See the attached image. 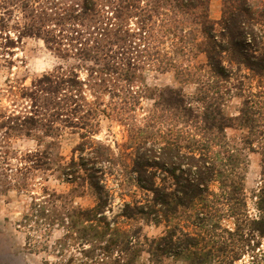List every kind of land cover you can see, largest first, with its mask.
Returning <instances> with one entry per match:
<instances>
[{
	"label": "rangeland",
	"instance_id": "rangeland-1",
	"mask_svg": "<svg viewBox=\"0 0 264 264\" xmlns=\"http://www.w3.org/2000/svg\"><path fill=\"white\" fill-rule=\"evenodd\" d=\"M93 1L92 6L90 0H0V264H264V235L250 223L236 224L232 215L231 204L242 199L250 218L264 213L259 209L264 186L261 155L247 147V128L236 126V122L220 137L223 146L214 149L219 153L228 146L232 157L239 156L241 194L227 201L216 178L210 189L218 193L206 197L207 208L213 206L210 218L201 213L205 202L188 206L176 202L168 216L123 213L126 202L141 204L153 197L137 184L132 170L142 141L151 136L160 141L169 137L186 140L197 131L185 126L181 114L167 110L166 103L156 106L160 93L179 89L187 101L200 108L199 99L216 100L210 96L223 95L224 112L234 117L244 97L257 92L264 80L244 66L229 79H214L205 73L206 55L190 42L196 36L205 39V35L180 18L183 16L178 18L176 33L156 40L159 48L169 52L173 65L167 71L156 69V61L146 55L149 46L137 31L139 19L124 12L122 19L126 17V27L134 36H129L132 51L125 49L121 57L140 60V78L95 79L96 73L89 76L88 72L89 67H97L95 61L77 53L80 41L93 37L90 31L95 30V19L110 3ZM163 7L167 9L168 4ZM221 14L222 0H209V16L219 19ZM74 29L80 30L79 34ZM48 30L59 41L53 44L55 49L42 37ZM157 33L163 35L161 30ZM6 35L11 37L8 41ZM81 36L85 38L79 40ZM105 45L107 50H123L116 43ZM195 70L204 71V76L195 79L187 75ZM72 72L85 82L87 101H97L95 113L88 109L76 113L66 107L71 97L83 103L62 82ZM45 74L52 80L53 74L61 78L55 95L38 90L51 88L50 83H37L47 79L42 77ZM136 92L141 95L135 96ZM80 147L83 154L91 156L93 151L111 159L96 163L103 165L101 198L84 167L76 165L75 174H67L73 159L79 161ZM91 208L96 209L92 219L81 218V211ZM167 234L169 237H163ZM162 238L171 244L167 252L159 243Z\"/></svg>",
	"mask_w": 264,
	"mask_h": 264
},
{
	"label": "trees",
	"instance_id": "trees-1",
	"mask_svg": "<svg viewBox=\"0 0 264 264\" xmlns=\"http://www.w3.org/2000/svg\"><path fill=\"white\" fill-rule=\"evenodd\" d=\"M107 1L110 2L108 10L103 9L99 18L95 19L97 24L94 26L95 30L90 31L93 37L85 38L81 36L79 39L85 38V41H80L82 46L78 48L77 53L87 60L92 59L97 64V67L88 68L89 76L96 73L93 76L95 79H107L106 77L109 76L127 81L139 77L141 73L139 71L142 67L139 64L140 60L137 59L136 61L135 58L134 61L131 57H121L124 55L125 49L127 52L132 51L131 46L133 44L131 40L129 41V36H134L130 33V29L126 27V17L122 19V13L124 12L127 16H136L139 19L140 27L137 31L141 35V41L143 40L145 46H149L148 48L145 47L146 55L150 57L151 61H156V69L167 71L173 65L171 59L168 58L169 52L159 48V43H156V40L158 39L160 42L165 39L167 34L176 33L179 26L177 24L179 22L178 18L183 16L180 18L189 21L205 35V39L200 40L196 36L190 40L197 51L206 55L208 69L205 73L209 76L212 75L214 79H229L237 69L244 66L264 80V0H222V14L219 19H212L209 16V0ZM112 1H115L113 5ZM90 3L93 6L94 1L90 0ZM163 4H168L167 9H162L164 8ZM85 6L91 11L95 10V6L87 7V4ZM110 7L112 8L110 9ZM160 30L163 33L162 36L157 33ZM74 31L79 34L78 31L80 30L74 29ZM42 37L51 49H55L53 44L59 42L57 37L52 36L51 30H48L47 34L42 35ZM10 38L9 35H6L5 41ZM150 41H155V43H150ZM109 42L119 44L117 48L120 46L119 48L123 50L104 49L105 44ZM91 51L95 54L90 55L89 52ZM100 69L103 72L98 73L97 71ZM203 74L204 71L199 70L187 72L189 77H195V79L204 76ZM53 75L55 80L51 79L50 74L42 76L47 79H38L37 83L51 84V88L43 87L38 89L39 91L44 92V90H47L46 95H55V92L59 91L58 80L61 78L59 75ZM79 77L77 73L72 72L67 79H62V82L67 84L66 88L76 92L77 98L83 100V103L80 104L71 97L72 101L69 100V102L76 104L73 107L71 103H67L66 107L70 106L76 113L87 109L92 111L90 113H95L99 109V105L97 101H87V98L83 96L85 82L79 80ZM217 83H215L216 87L218 86ZM259 87L257 92L244 97L239 113L234 117L227 116L224 112L225 99L223 95L213 94L210 96L216 98V100H208L206 97L199 99L202 103V108H200L194 107L191 102L187 101L179 89L169 88L166 92L160 93L156 106L158 107L160 103H166L167 110L173 114H181L185 126L195 127L197 131L192 133V136L186 140L169 137L165 141H160L151 136L152 139L142 141V145H139L136 149L132 170L137 184L142 189L152 192L153 197H147V200L141 204L126 202L123 213L128 216L160 213L164 214L163 216H168V211L176 202L184 206L195 205L196 203L202 205L205 202V207L201 208V213L204 214V217L210 218L213 214L209 210L213 206L207 208L206 197L212 193H218L210 189L211 182L216 178L220 181L221 195L226 196L227 201H229L228 199L232 200L238 193L241 194L243 192V177H241L240 166L237 165L239 156L234 155L232 157L233 151L232 149L229 150L227 146L224 150H220L219 153L222 156L218 161L216 156L219 153L215 152L214 149L215 145L223 146L220 137L225 136V128L234 126L235 122L236 126L247 128L244 142L252 151L260 153L262 175L264 176L263 82L259 84ZM94 95L97 97V94L94 93ZM136 95L141 94L136 92ZM71 125L77 126V124ZM169 130L172 131V129ZM189 131L191 132V129ZM152 132L158 133L157 130ZM183 140L185 141L183 142ZM79 151L81 152L79 161L73 159L67 174L73 172L75 174L76 167H84L89 182L97 187V193L101 198L104 192L103 185L100 183L103 165L99 167L96 163L111 159L107 156L102 158V154L98 155L99 153L93 151L94 155L91 153V156L83 154L84 149L82 147L79 148ZM72 166H74V169L71 168ZM260 190L259 209L264 212V203H262L264 201V186ZM158 204L160 206H157ZM245 205V199L240 200L238 204H231V209L233 208L232 215L236 218V224L250 223L253 228L258 229L260 235H264V213L259 218H250L243 210ZM81 212L83 214L81 218L87 220L92 219L90 217L95 215L96 209L91 208ZM241 214H243V218H241ZM166 236L169 237L168 234L163 237ZM159 243L165 245L162 248V250L165 249V252L171 246L167 238H162ZM176 252L182 253L181 251Z\"/></svg>",
	"mask_w": 264,
	"mask_h": 264
}]
</instances>
